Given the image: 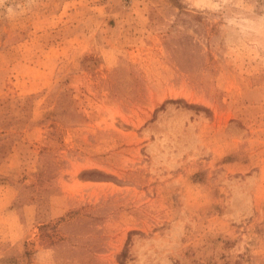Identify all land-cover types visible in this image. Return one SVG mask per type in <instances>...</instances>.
Here are the masks:
<instances>
[{
	"label": "rangeland",
	"instance_id": "374dc122",
	"mask_svg": "<svg viewBox=\"0 0 264 264\" xmlns=\"http://www.w3.org/2000/svg\"><path fill=\"white\" fill-rule=\"evenodd\" d=\"M0 264H264V0H0Z\"/></svg>",
	"mask_w": 264,
	"mask_h": 264
},
{
	"label": "clouds",
	"instance_id": "9594fccd",
	"mask_svg": "<svg viewBox=\"0 0 264 264\" xmlns=\"http://www.w3.org/2000/svg\"><path fill=\"white\" fill-rule=\"evenodd\" d=\"M9 11L11 12V9H9Z\"/></svg>",
	"mask_w": 264,
	"mask_h": 264
}]
</instances>
